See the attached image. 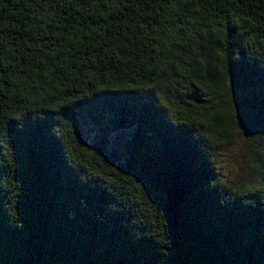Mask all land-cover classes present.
Instances as JSON below:
<instances>
[{"label":"trees","instance_id":"1","mask_svg":"<svg viewBox=\"0 0 264 264\" xmlns=\"http://www.w3.org/2000/svg\"><path fill=\"white\" fill-rule=\"evenodd\" d=\"M0 264H264V0H0Z\"/></svg>","mask_w":264,"mask_h":264},{"label":"rangeland","instance_id":"2","mask_svg":"<svg viewBox=\"0 0 264 264\" xmlns=\"http://www.w3.org/2000/svg\"><path fill=\"white\" fill-rule=\"evenodd\" d=\"M114 139H118V134H113ZM119 142V140H114ZM253 163V159L249 160V155H245L244 151H239L233 155H223L221 174L227 181L235 182L246 179L248 176L249 168Z\"/></svg>","mask_w":264,"mask_h":264}]
</instances>
